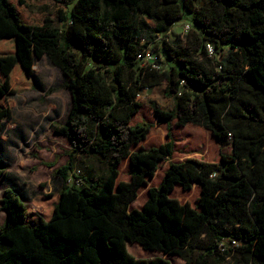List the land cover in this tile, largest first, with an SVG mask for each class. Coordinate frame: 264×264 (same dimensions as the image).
Listing matches in <instances>:
<instances>
[{
  "label": "trees",
  "instance_id": "trees-1",
  "mask_svg": "<svg viewBox=\"0 0 264 264\" xmlns=\"http://www.w3.org/2000/svg\"><path fill=\"white\" fill-rule=\"evenodd\" d=\"M59 21L62 27L49 16L28 24L10 0H0V43L14 38L28 72L33 54L45 57L71 94L64 123L54 127L71 152L55 171L63 185L47 221L25 214V189L0 160V181L9 184L0 201V264H170L135 259L128 244L186 264H264V0H76ZM178 21L193 29L185 38L162 39ZM147 51L160 70L141 64L138 56ZM3 53L0 139L11 120L2 98L15 68V55ZM163 85L173 108L153 109L168 127L167 142L132 151L152 128L132 124L142 107L138 96ZM173 122L208 130L221 147L231 145V154L221 153L218 163H169L142 208L131 209L174 154ZM77 156L99 171L74 168ZM126 159L130 180L118 182ZM195 183V207L170 197L176 186L189 191ZM233 241L238 246L231 248Z\"/></svg>",
  "mask_w": 264,
  "mask_h": 264
},
{
  "label": "rangeland",
  "instance_id": "rangeland-1",
  "mask_svg": "<svg viewBox=\"0 0 264 264\" xmlns=\"http://www.w3.org/2000/svg\"><path fill=\"white\" fill-rule=\"evenodd\" d=\"M20 1L24 4L21 5ZM17 7L21 19L32 25H40L46 16L54 19L55 25L62 27L59 12L69 13L76 0H10ZM187 21H178L168 33L172 42L177 36L185 38L183 25ZM15 55V68L11 88L2 98V106L11 110V120L4 122V130L0 139V160L8 165L9 178L16 181L20 188L25 189V214L38 215L47 221L56 203L59 189L63 185L55 171L67 164L71 152L69 141L55 134L54 127L62 125L71 106V94L65 87L67 81L64 74L52 66L45 57L32 55L30 72L22 69L17 57V44L14 38L0 43V57L3 53ZM1 60V58H0ZM163 69L168 68L164 55L158 57ZM0 61V67L2 64ZM0 79L2 75L0 74ZM165 86L145 90L140 95L142 107L132 120V124L151 123L152 128L145 141L132 148V151L158 147L167 142L168 127L161 123L154 113L156 106L163 111L173 108V101L164 97ZM171 135L174 139L173 156L160 164L154 178L147 180L138 193L131 209H141L148 199V190L161 182L169 163L184 162L194 158L206 162L218 163L220 154H231V145L221 147L212 134L200 127L189 124L179 128L175 122L171 124ZM98 166L90 160L77 156L74 168L86 170ZM129 159L123 160L119 166L118 182L130 180ZM78 174V172L75 171ZM9 184L6 179L0 181V201ZM200 185L193 184L189 191L176 186L170 194L171 198L181 203L188 202L195 207L200 197ZM54 196V197H53ZM1 206V203H0ZM36 218V217H35ZM6 214L0 210V226L5 222ZM128 244L126 251L135 259L163 258L170 264H186L175 255L150 252Z\"/></svg>",
  "mask_w": 264,
  "mask_h": 264
},
{
  "label": "built area",
  "instance_id": "built-area-1",
  "mask_svg": "<svg viewBox=\"0 0 264 264\" xmlns=\"http://www.w3.org/2000/svg\"><path fill=\"white\" fill-rule=\"evenodd\" d=\"M192 29H193L192 23L185 22V24L183 25L184 33L187 35ZM162 39L167 40V37H163ZM206 48H207V52H208L209 56H214L215 51H214L213 45L207 44ZM138 59L141 61L142 65L151 66L152 68L157 69V70L161 69V66L156 63L157 57L154 54H152L150 51H147L145 54H140L138 56ZM139 97H140V95L138 96V98ZM68 183H69V181H68ZM236 246H238V243L236 241H233L230 243L231 248H234Z\"/></svg>",
  "mask_w": 264,
  "mask_h": 264
},
{
  "label": "crops",
  "instance_id": "crops-1",
  "mask_svg": "<svg viewBox=\"0 0 264 264\" xmlns=\"http://www.w3.org/2000/svg\"><path fill=\"white\" fill-rule=\"evenodd\" d=\"M1 139H2V137H1ZM195 184H197V183H195ZM199 185V184H198Z\"/></svg>",
  "mask_w": 264,
  "mask_h": 264
},
{
  "label": "water",
  "instance_id": "water-1",
  "mask_svg": "<svg viewBox=\"0 0 264 264\" xmlns=\"http://www.w3.org/2000/svg\"><path fill=\"white\" fill-rule=\"evenodd\" d=\"M150 179H152V178H150Z\"/></svg>",
  "mask_w": 264,
  "mask_h": 264
}]
</instances>
